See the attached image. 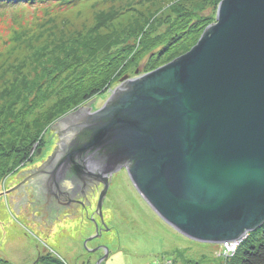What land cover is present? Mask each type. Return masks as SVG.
Wrapping results in <instances>:
<instances>
[{
    "label": "water",
    "instance_id": "obj_1",
    "mask_svg": "<svg viewBox=\"0 0 264 264\" xmlns=\"http://www.w3.org/2000/svg\"><path fill=\"white\" fill-rule=\"evenodd\" d=\"M48 135L46 158L14 187L26 184L42 211L73 209L96 187L102 221L123 169L179 234L240 242L264 224V0H220L186 52L123 76L101 107L81 105Z\"/></svg>",
    "mask_w": 264,
    "mask_h": 264
},
{
    "label": "rangeland",
    "instance_id": "obj_2",
    "mask_svg": "<svg viewBox=\"0 0 264 264\" xmlns=\"http://www.w3.org/2000/svg\"><path fill=\"white\" fill-rule=\"evenodd\" d=\"M176 1L179 0H21L0 8V92L15 78L32 71L38 64H44L51 57L52 51L57 57L59 50L51 49L59 46V41L70 35L80 36L93 32L100 36L114 34L122 38L123 34H129L130 29H142L136 41L152 38L163 30L165 15ZM128 54L123 57L122 64L126 62ZM180 54L182 52L157 59L150 70L145 72L135 73L139 66H132L127 72L122 70L108 89L83 104L90 102L92 110L98 109L123 76L132 78L149 72ZM90 65L56 68L52 85L56 92L38 104L32 114L27 115L26 123L14 128L16 135L27 131L31 135L40 134L36 141L40 144L32 147L28 160L25 159L11 173L8 171V174L0 176V256L13 264H33L35 258L49 252L65 264H95L106 252L105 259L99 264H191L185 261L189 258L197 259L199 264H221L224 257L232 254L235 248L230 251L226 244L197 242L179 234L139 195L125 170H118L111 176L102 205V221L94 207L88 208L85 209L84 218L66 219L57 223L64 225L62 230L51 229L49 237L45 238L25 222V213L18 210L19 206H15L13 197L15 184L19 181L17 174L21 170L31 169L37 160L43 159L51 142L48 135L50 126L63 115L83 105L62 116L60 113L56 115V100L62 97L58 93L76 80L79 70V73L85 72ZM9 101L0 97V107L6 108ZM19 108L14 106L15 115L19 113ZM37 118L39 121H36ZM36 122H39L38 125ZM2 138L6 141L5 146L0 141V170L11 163L8 144L15 142L11 133ZM35 148L40 150L39 154ZM11 184L14 186L9 188ZM18 194L16 191L15 196L19 198ZM94 217L100 219L103 229L98 228V236L84 245V240L95 234L97 223Z\"/></svg>",
    "mask_w": 264,
    "mask_h": 264
},
{
    "label": "trees",
    "instance_id": "obj_3",
    "mask_svg": "<svg viewBox=\"0 0 264 264\" xmlns=\"http://www.w3.org/2000/svg\"><path fill=\"white\" fill-rule=\"evenodd\" d=\"M16 1L21 0H0V8L8 7ZM219 1H176L165 15L166 18L162 22L163 30L154 34L150 39L142 38L136 41L142 29H130L129 34H125V36L123 34L122 38L113 36L114 34L100 36L91 32L80 36L70 35L59 41V46H53L51 49V51L59 50L57 57L53 55L52 51L51 57L44 64H38L31 69L32 71L15 78L0 92V97L6 100L10 99L6 108L0 107V138L7 133H11L15 137V142L8 144L11 163L6 164L0 170V176L5 175L8 171L11 173L19 167L27 159L32 147L40 144L36 142L39 140L40 134L31 135L27 131L24 134L16 135L14 128L22 126L27 115L32 114L33 109L38 104L56 92L52 88L56 68L66 66L67 69H70V66L73 65L85 67L91 64L87 71L79 73V70L76 73L77 77L71 83L72 86L70 84L63 87L62 90L60 89L61 91L58 90L60 91L58 96L61 95L62 97L56 100L58 101L56 115L60 113L62 116L89 98H93L96 94L108 89L110 84L118 79L117 77L122 70L127 72L132 66H139L138 72H145L150 70L151 65L159 58L166 55L171 56V54L178 52H186L196 43L208 23L214 20V8ZM126 54H128L125 59L126 62L122 64ZM78 80L79 82H77ZM12 99L14 100L11 101ZM14 106H20L19 113L16 115ZM36 121H39L38 118ZM36 123L38 125L39 122ZM0 141H2V146H5L6 139L2 138ZM45 256H40L35 264H65L52 253L48 252ZM185 261L191 264H199L195 258H189ZM0 264L13 263L0 256ZM221 264H264V224L242 239L234 252L224 257Z\"/></svg>",
    "mask_w": 264,
    "mask_h": 264
},
{
    "label": "flooded vegetation",
    "instance_id": "obj_4",
    "mask_svg": "<svg viewBox=\"0 0 264 264\" xmlns=\"http://www.w3.org/2000/svg\"><path fill=\"white\" fill-rule=\"evenodd\" d=\"M46 157H43V159L37 160L38 162L35 163L34 166L39 165ZM36 162V161H35ZM33 166V167H34ZM123 170V169H122ZM25 170H21L17 175L19 177V181L15 186H19L21 181L23 180V172ZM110 185V184H109ZM14 184L9 186V188L13 187ZM8 188V189H9ZM7 189V190H8ZM97 188L94 187V192L90 193L85 199H81V203L77 204L73 209H67V210H59V209H53L52 211L49 212H44L41 210V208L37 207L36 205L33 204V196L31 191L27 188L26 184H23L21 188H16L15 191H13V194L15 197V206H19L18 210L24 214L23 218L26 219V223L30 226L33 227L35 230L40 232L45 237H49V232H51L53 229H61L64 226H61L60 224H57L63 220H70V219H77V218H84V212L85 209L87 210L88 208H93L96 199L94 200L95 196L93 194L96 193ZM16 191L19 193V198L16 197ZM7 197V195H6ZM88 199V201L86 200ZM25 206L26 210H22V207ZM81 214V215H80ZM30 220H28V219ZM96 223H97V228L103 229V224L101 223L100 219L98 217H94ZM79 221V219H78ZM87 221H90L89 219ZM69 222V221H68ZM93 224V223H92ZM52 229V230H51ZM40 255V254H37ZM37 258H35L33 261V264L35 263Z\"/></svg>",
    "mask_w": 264,
    "mask_h": 264
},
{
    "label": "built area",
    "instance_id": "obj_5",
    "mask_svg": "<svg viewBox=\"0 0 264 264\" xmlns=\"http://www.w3.org/2000/svg\"><path fill=\"white\" fill-rule=\"evenodd\" d=\"M236 244H237V243H229V244H226L227 249L231 251V249H233V248L236 247V246H234V245H236Z\"/></svg>",
    "mask_w": 264,
    "mask_h": 264
}]
</instances>
